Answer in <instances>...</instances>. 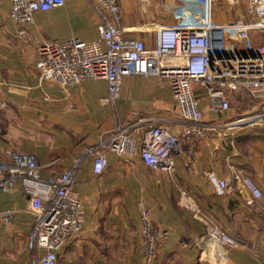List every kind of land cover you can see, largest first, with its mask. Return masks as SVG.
I'll return each mask as SVG.
<instances>
[{
    "label": "crops",
    "instance_id": "0c3cea01",
    "mask_svg": "<svg viewBox=\"0 0 264 264\" xmlns=\"http://www.w3.org/2000/svg\"><path fill=\"white\" fill-rule=\"evenodd\" d=\"M118 25L128 39L154 43V28L168 20L160 0H117ZM172 6L166 0V7ZM9 0H0V160L9 151L36 156L44 175H60L102 134L117 126L153 124L179 134L178 114L166 81L125 77L119 97L106 101L103 80H88L62 89L40 82L37 51L42 42L79 39L93 42L100 19L92 0H66L65 5L34 14L27 25L9 18ZM203 122H223L253 112L249 98L230 95V108L212 114L205 93L195 87ZM171 175L145 167L138 155L108 156L106 170L93 173V158L84 156L75 174L74 191L81 201L80 231L58 255L56 264H144L140 247L138 204L152 209V224L167 233L155 264H264V125L219 129L197 139L181 138ZM225 179L237 192L218 198L206 175ZM251 179L262 197L249 204L240 179ZM186 201L195 209L183 207ZM10 215L5 224L1 215ZM211 225L238 242L219 247L208 235ZM33 215L20 188L0 193V264H29L28 237Z\"/></svg>",
    "mask_w": 264,
    "mask_h": 264
},
{
    "label": "built area",
    "instance_id": "2783aa9c",
    "mask_svg": "<svg viewBox=\"0 0 264 264\" xmlns=\"http://www.w3.org/2000/svg\"><path fill=\"white\" fill-rule=\"evenodd\" d=\"M9 18L17 25L31 24L35 13L65 5L66 0H9ZM205 7L207 17L180 26L154 28V43L124 37L118 25L121 8L117 0H92L100 24L98 37L87 43L79 39L42 42L37 51L35 72L40 82L62 89L88 80L101 79L108 102H115L125 77H155L166 81L178 114L179 134L166 127L148 124L141 128L139 141L130 136L135 126H117L101 135L98 144L84 150L78 160L60 175H44L35 155L9 151L0 160V193L20 188L33 215L28 249L42 250L29 264H56L58 255L80 231L81 201L74 191L75 174L84 156L93 158V173L102 174L110 154L117 157L138 155L141 163L154 171L171 175L180 153L181 138L197 139L219 129L237 130L264 125V0H243L253 21L237 20L226 26L211 22L213 0H192ZM235 4L239 0H226ZM197 24V25H195ZM259 35L254 39L252 35ZM237 45L239 48H235ZM205 93L209 113H225L230 95L241 93L254 102L253 112L220 125L203 122L195 93ZM206 180L216 197L237 192L227 180L209 173ZM250 196L249 204L261 199L258 186L249 178L240 179ZM184 208L195 211L186 201ZM141 255L144 264H155L158 248L167 233L156 229L152 209L138 204ZM197 214L198 212H194ZM8 213L1 215L9 223ZM209 238L219 247L237 248L238 242L215 225Z\"/></svg>",
    "mask_w": 264,
    "mask_h": 264
},
{
    "label": "rangeland",
    "instance_id": "374dc122",
    "mask_svg": "<svg viewBox=\"0 0 264 264\" xmlns=\"http://www.w3.org/2000/svg\"><path fill=\"white\" fill-rule=\"evenodd\" d=\"M172 6L166 7V0H160L162 8H168L166 14L167 22L162 26H180L186 24H194L205 17V7L198 5L192 0H169ZM211 22L215 26H226L237 20H244L246 22L253 21L252 17L247 13V7L243 0H239L235 4H230L226 0H213L210 7ZM254 39H258L259 35H252ZM261 42L264 41V36H261ZM235 48L237 45L234 46ZM247 105L253 106L254 102L249 99Z\"/></svg>",
    "mask_w": 264,
    "mask_h": 264
},
{
    "label": "bare ground",
    "instance_id": "6f19581e",
    "mask_svg": "<svg viewBox=\"0 0 264 264\" xmlns=\"http://www.w3.org/2000/svg\"><path fill=\"white\" fill-rule=\"evenodd\" d=\"M195 25H197V24H195Z\"/></svg>",
    "mask_w": 264,
    "mask_h": 264
}]
</instances>
